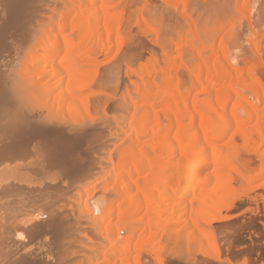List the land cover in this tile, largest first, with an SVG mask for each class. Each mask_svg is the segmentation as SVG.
Returning <instances> with one entry per match:
<instances>
[{"label": "bare ground", "instance_id": "1", "mask_svg": "<svg viewBox=\"0 0 264 264\" xmlns=\"http://www.w3.org/2000/svg\"><path fill=\"white\" fill-rule=\"evenodd\" d=\"M148 1L151 5L156 4L153 0H144L145 3ZM248 1L250 0H244V8ZM122 2L124 4L125 0H0V131L4 130L10 140L9 135H16L23 127L32 129L34 125H39L37 122L44 123L47 120L44 124L48 123V126L49 118L57 123L58 118L64 120V116L66 119V116L72 115L76 121L77 116H81L82 119L90 118L95 122L96 117L91 118L94 114L89 116V108L83 110L80 105L83 103L84 93L96 90L93 89L99 84L96 83V76L102 74L107 82H115L117 90H122L119 101L117 100L119 103L115 106L116 112L112 108L114 113L109 118L114 121L115 127L107 117L108 122L104 120L112 125L107 130H113L114 135H111V131L108 133L115 136V144L117 140L121 141L115 148L113 141L111 142L109 147L113 146L112 151H109L107 157V153L103 155L98 167H93L92 179L83 183V186L80 185L76 195L68 200L70 207L78 208V222L82 221V225L91 232V235L87 232L88 236L83 234L91 244L90 249H87L90 257H87L88 261L85 263L153 264L148 262L152 259L154 264H165L163 254L167 252L166 249L170 250L171 245L174 253L183 251L187 254L188 248L184 241L189 242L188 244L205 241L204 246H199L212 259L219 260L216 237L210 229L215 221L229 219L227 214L234 205L233 184L238 182L241 188L251 191L264 188V181L253 187L258 179L264 177V0H255V4H252L255 5L254 8H250L252 10L245 16L248 17V24L245 23L248 25L247 35L235 30V18L230 17L232 21L223 14L218 19L216 25L223 38L217 48H213V54L209 51L216 45L215 40L213 43L211 38L207 44L202 41L204 32L202 35L200 33V38L197 32L201 30L196 32L195 21L186 14V2L165 0L173 8H178L181 4L183 10H180L178 16L181 19L174 13L173 10L176 9L166 10L165 23L174 22L173 27L181 26L180 29L178 27L181 31L177 34L171 32L173 27L169 22L167 24L172 29L167 25L168 29L165 28L168 33H172L170 36L159 25L162 38L156 25L154 27L149 22L151 15L155 17L151 10L150 17L145 16L142 12L144 9L133 13L131 7L135 6L132 3L135 1H128L134 5L128 4V7H124L125 4L122 6ZM195 5L199 6L197 3ZM229 8L227 7L228 11ZM180 20L184 21L183 26L179 25ZM132 21L137 23L135 26H139L137 28L141 29V34L157 36L155 39L152 36L155 45L138 42L139 47H134L140 48V52L150 50L151 53L147 63L144 62L142 67L140 65L137 73L133 70L136 74L134 82H131L130 76L135 74L132 69V72L127 69L134 62L138 64V59H143L144 53L138 52V48L135 50L137 52L129 50L134 62L127 60L126 56L129 54L124 56V52L123 60L121 57L117 58L122 62L117 66L105 68L102 63L99 64L101 58L111 57L115 51L116 55L117 52L120 54L125 45L126 33H130V29L126 28L132 26ZM125 22L130 26H125ZM186 29L189 32L191 30V33ZM132 31L134 32L131 30V33ZM140 31L135 32L136 35L133 33L136 36L134 41L141 35ZM173 33L176 37H173ZM210 36L214 37L212 34ZM139 40L141 41L140 37ZM243 40L248 46L245 47ZM151 45L155 50L150 48ZM156 46L161 50L160 61L155 57ZM207 51L210 55L206 54ZM134 52L141 55L136 57ZM128 62L132 63L129 65ZM183 72L188 76V87L185 86ZM54 123L52 128L57 125ZM67 123L70 122L65 124ZM55 128L53 131H57L59 125ZM31 129L33 132L35 128L33 127V131ZM41 129L38 131L43 138L46 139V135L52 136L50 128L45 129L46 133ZM7 134H4L3 140ZM17 136H21L19 140L26 138ZM13 142L15 145L16 142ZM8 144L10 141L6 145ZM19 144L21 143L16 145ZM6 145L3 144L4 147ZM10 146L12 145L7 147ZM18 147L14 151L15 147L11 156L20 150ZM50 147L52 150L57 148L56 145ZM26 148L29 150V147ZM21 149L18 155L23 158L27 150ZM4 150H0V154L5 153ZM2 154V159L8 157L7 153L6 156L3 155L4 158ZM250 154L256 156V163L249 159L251 157L248 158ZM8 158H11L10 154ZM2 161L5 162V159ZM258 164L260 168L255 170ZM0 183L4 185L1 181ZM4 195L6 196V192ZM36 217L37 215L34 219ZM80 225L77 224L79 229ZM84 226L81 227L83 230ZM39 230V233L45 231ZM81 235L82 233L78 238ZM162 239L170 242L168 248L161 247ZM82 247L81 245V249ZM15 264L30 262L20 259Z\"/></svg>", "mask_w": 264, "mask_h": 264}, {"label": "rangeland", "instance_id": "2", "mask_svg": "<svg viewBox=\"0 0 264 264\" xmlns=\"http://www.w3.org/2000/svg\"><path fill=\"white\" fill-rule=\"evenodd\" d=\"M128 1L130 2V0H125V3H124L125 5L123 4V2L120 4L122 6L124 5V7L125 6L128 7L127 6L128 4L133 5L135 3L134 4L135 6L133 5L134 7H131L129 5V7H131V11L134 10L133 13H136L135 11H138L140 9L141 10L144 9V10H142V12L145 14V16L150 17V15L152 13H153V15H155V17L154 16L152 17V15H151V17H150L151 19H149V22H151L152 25L154 24L153 25L154 27L156 25L155 28L158 31V33H159L160 29L162 31H164V30L167 31L168 27H170L171 24H172L171 25L172 27L174 26V22L171 23L170 21H168L167 23L170 22L169 23L170 25L165 23L166 22L165 21V19H166L165 14L167 13L166 12L167 9H170V8L172 10L176 9L173 11L177 15V17L179 16V12H181L183 10V6L181 4L179 5L180 7L173 8V7L168 6L166 4L165 0H153V1H155L156 4L158 3L157 5L156 4L151 5L152 3H150L149 1L147 3H145L144 0H138V1L133 0V1H135V2H132L133 4L129 3ZM180 1L181 2L184 1L187 3V5L185 7L186 8V14L192 19L193 22L195 21L194 23L196 24V32L201 30L200 32H197L198 35L200 36V33L202 32L201 33V35H202L204 32V34L202 36L203 37L202 41L204 43L206 42V44H207L211 41V38H212L213 43L216 42V45L214 44L215 46H213L211 49L209 48L210 49L209 52L211 54H213L215 51V49L213 50V48H217V46L220 42V39L223 38L222 37L223 34H221L222 33L221 30H219V28L216 25V24H218V21L223 17V14H224L225 18H228V17H229V19L235 18L234 19V21L236 22L235 27H237V28H235V30L237 32H243L244 35H247L246 32L248 30L247 29L248 25H246L245 23L248 24V17L246 18L245 16L250 10H252L250 8H252V7L254 8V6H255V5H252V4H255V0L248 1V4H245V8H244V4H243L244 0H239V1H237V0H229V1L228 0H211V2H210V0H180ZM221 1H222V3H221ZM224 1L227 3H224ZM232 1H233V3H232ZM137 2H139L141 5ZM252 2H254V3H252ZM188 3L190 4L191 7L189 6ZM196 3L200 6V7L198 6L199 8L197 7V5H195ZM230 3L232 4L231 6H230ZM236 3H237V5H236ZM121 5H120V7H121ZM136 6L140 7V8H137ZM150 6H152V7H150ZM223 6H225V7H223ZM229 6L231 7V9L232 8L233 9L231 10L229 8ZM235 6H237V7L235 8ZM247 6H248V8H247ZM124 7H122V8H124ZM135 7L137 10L135 9ZM221 7H222V9H221ZM227 7L230 9L229 11H228ZM225 8H226V10H225ZM213 9H215V11ZM241 9H242V12H241ZM145 10H147L149 15H148V13H145L146 12ZM150 10H151V14H150ZM164 10H165V12H163ZM223 10L225 12H223ZM238 10H240V11L238 12ZM246 10H247V12H246ZM140 11H138V12H140ZM203 11H205V12H203ZM155 12L157 14H155ZM198 12H199V14H198ZM237 12L239 15L236 14ZM243 12H246V13H244L245 15L243 14ZM162 13H164V14H162ZM196 14H197V16H196ZM236 15H238V16H236ZM247 16H248V14H247ZM212 17H214V18H212ZM237 17H238V19H237ZM205 18H206V20H205ZM179 19H181V18H179ZM240 19H241V21H240ZM161 20H163V22ZM212 20H214V21H212ZM245 20H246V22H245ZM153 22H156V23H153ZM180 22H181V24H180ZM180 22H179V25L184 24V21L180 20ZM125 23H126L125 26H130V24H131L132 26L130 28H128V27L127 28L125 27V28L130 29V33H131V30H134V32L132 31V33H131L132 35L128 32L126 33V35L129 36L130 38L125 36L126 37L125 38V45L126 44L127 45L123 46V48L119 52L120 54H118V52H117L118 56L116 55V51H115L114 54L111 55V57L101 58V61H99V64L102 63L105 66V68H109V66L113 67V65L117 66L118 64H121L122 62L119 61V59H117V58L121 57L120 59L123 60L124 56H126L128 54L131 56V54H130L131 51H129V50L135 51L139 47L138 45L140 42L141 43L147 42V44H150V43L153 44V42H155V41L152 42V36H153V39H155L157 37L155 34L152 36H149V35L143 33L144 34L143 35V34H141L142 33L140 31L141 29L137 28L139 26L138 25L135 26L137 23H135L134 21H132L133 24L129 22L130 24L127 25V22H125ZM185 23H186V25H188V22L185 21ZM242 24L246 25V28H244V25H242ZM159 25H162V27H160V29H159ZM172 27H170V28L172 29ZM178 27L179 26H177V25H176V27H173L171 32H176L175 34L180 32L181 30L179 31V29L181 28V26L179 27V29H178ZM204 27H206L205 28L206 30L204 29ZM211 27H213V28H211ZM163 28H165V29L163 30ZM186 28H188V26ZM207 28H209V29L207 30ZM242 28H243V30H242ZM175 29L177 31H173ZM203 29H204V31H202ZM212 30L214 32H212ZM139 31H140L139 34L142 35V38H141V35L140 36L138 35V33H137V35L140 37L141 41L140 40L138 41L139 37L137 39H135V41H134L133 38H136L135 32H139ZM186 31L189 32L188 29H186ZM133 33L135 35H133ZM165 33L170 34V32L168 33V31ZM189 33H191V30ZM206 33H207V35H205ZM210 34H212V36H214V37H211ZM173 35H174V33H173ZM159 36H160V38H162L160 33H159ZM170 36H172V33L170 34ZM173 37H176V36L174 35ZM207 37H209V39ZM127 38L129 39V41ZM200 38H201V36H200ZM145 39L148 41H144ZM214 40H215V42H214ZM244 40H246V39H244ZM225 41L228 42V39H225ZM136 43H138V44L135 45ZM244 43H245V41H244ZM153 45H155V44H153ZM244 45H245V47L248 46V45H246V43ZM136 46H138V47L134 49V47H136ZM125 47H128V48H125ZM150 48L154 49L155 47H153L151 45ZM156 48H157L156 49L157 56H155V57L156 58L158 57L157 59L160 61L162 58V56H160V55H162L160 53L161 50L157 46H156ZM138 49L139 50H137V51L140 52V48H138ZM209 49H207V50H209ZM126 50L128 51V53ZM137 51H135V52H137ZM149 51L150 50H145V53H144V50L141 51L142 53H144V55L143 54L142 55L145 56V57L142 56V58H143L142 60L136 58V57H138V54H139V56L141 55L140 54L141 52L137 53V54L134 52V55L136 54L137 56L135 55L136 57L135 56H133V57L138 59L137 60L138 64H137V62L133 61L134 58H132V56L131 57L129 55H128L129 57L126 56L127 60L131 59L130 61L134 62V65L133 64L130 65L132 62H130V63L128 62L129 65L131 66V68L128 67L127 71L129 70V72H130L132 69V71L134 70L136 72V71H138V69H140L142 66H144L145 65L144 62L147 63V58L150 57L149 54H151V53H149ZM124 52H126V53L123 56L122 54H124ZM207 53H208V51L206 52V54ZM210 53H208V54L210 55ZM132 54H133V52H132ZM145 54H148L149 56L145 55ZM113 57H115L116 59H113ZM116 62H119V63H116ZM142 64H144V65H142ZM135 65H136V67H135ZM140 65H141V67H140ZM119 67H121V66L119 65ZM137 67H139V68H137ZM135 68L137 70H135ZM134 71H133V74H135ZM185 73H184V76H185L184 79L186 82L185 86L188 87L189 86V82H188V78H187L188 76H187V74L185 75ZM135 76H136V74L130 76V78L132 77L131 82L136 81ZM96 77H97L96 83L97 84L99 83L98 84L99 87L97 86V88H93L96 90L91 89L90 91L83 94L84 99H83V103L80 105V108H82L83 110L85 108L86 109L89 108L88 112L90 114L92 113L91 115L89 114V116L91 117L94 114L91 118L96 117V119L98 118L99 120L100 119H102V120L99 121L98 119L96 120L94 118L95 119V122H94V121H92L93 119H90V118L89 119H85V118L82 119V118H80L81 116L79 118L77 116L78 120L76 121V118H75V120H73L74 117H72V115H69L70 117L66 116L67 118L69 117L68 119L67 118L65 119V116H64V118H63L64 120H62V119L59 120V118H58V120H56V122L57 121L58 122L54 123L49 118L50 124L48 126L51 125V127L47 126L48 123L44 124L48 120L45 121L44 123H42V122L38 123L37 122V124H39V125H36V126L32 125L36 130L33 129L32 126L31 127L34 131L30 127H23L22 128L23 130L21 129V131H19V133H17L16 135H13L14 137L13 136L10 137V135H9L10 140H8V134L5 133L4 130L0 131V133L3 131L0 134V137L2 138V139H0V141H1L0 142V150H2V152H3V148L6 150L7 148L10 149L12 147V149H10L11 151L9 153H8L9 149H8V151L6 150V152L4 150V152L7 153L8 157L10 154V157H11L10 159H12V160H10L8 157L6 158L5 153H3V154L1 153L2 157L3 158L5 157L4 158L5 162L2 161L4 159H2L0 157V161H1V163H0V181L2 182V184H4L3 186L0 185V188L2 186V188L0 190V194L4 195L6 192V196L5 195L0 196V264H15V261L17 262V260H20V259H25L28 262H30V264H76V263L86 264L87 263V261H88L87 257H90V255H89L90 253L88 254L87 252H89L88 250L90 249L91 244L89 243L88 237L87 238L84 237L85 235L83 236V234L87 235V232H88L91 235V232H89L90 231V230H88L89 228L82 225V224H84V223H82V221L81 222L79 221L81 225L79 224L78 219H77L78 217L76 218V216H78V208L70 207L68 205L69 204L68 200H69V197L71 199L72 197H74L76 195L75 193H77V191H79V189L81 188L80 185L83 186L86 182H88L92 179V177L94 176V174H93L94 169L96 167H98V165L100 164V161L106 155L105 153H107V155L105 156V157H107L109 155L108 153H110L112 151L113 146L115 148L119 144V142L121 141V140L120 141L117 140L118 143L116 142V144H115L116 138H113L115 136H111V135H114L113 130H107V129H109L111 124L114 125L113 128L115 127L114 121L113 120L110 121L111 119H109V118L110 117L112 118L114 111L116 112L115 106H117L119 103L118 98L121 95L122 90L121 89L117 90L116 86H114V85H116V83L114 82L115 83L114 84L113 82H111V83L107 82L108 81L107 78L104 77L102 74L101 75L98 74ZM121 77H123V76H121ZM126 81L127 80H125V82ZM127 83L128 82H126L125 84H127ZM111 84L113 86H111ZM104 88H106L107 90L106 89L104 90ZM115 88H116V90H115ZM110 89H112V90H110ZM116 91L118 92V94ZM113 92H115V93H113ZM99 93H101L102 97L100 96ZM90 94H92L91 97L89 96ZM56 95H57V93H56ZM93 95L94 96L98 95L99 97L98 96L94 97ZM132 96H134V94ZM110 97H112L111 99H114V100H111ZM193 97H194V94H192V98ZM91 98H93V99H91ZM109 100L115 101V102H109ZM87 101L89 103H86ZM116 101H117V104H116ZM94 102H95V104H94ZM98 103H99V105H97ZM101 104L103 107L101 106ZM112 108L114 109V111ZM105 112L106 113L108 112L107 113L108 115ZM95 114H97V115L95 116ZM106 117L108 118L109 122H111L110 125H108L109 123H107L108 121L106 120L107 119ZM104 120L107 122H105ZM59 121H60V123H59ZM66 122H70L71 124L70 123H69L70 125L68 123L65 124ZM83 122L86 124H84ZM126 122H127V120L124 121V123H126ZM41 123L43 124L42 126H41ZM53 123H54V125H56V124L57 125L52 128ZM102 123H103V127H102ZM63 124H65V126ZM96 124H97V126H96ZM58 125H59L58 130H61V131H58V130L53 131L54 129L56 130L55 127L58 128ZM75 125H77V126L75 127ZM112 125H111V128H112ZM37 126H39L40 128ZM43 126H47L48 128L47 127L44 128ZM105 126H108V128ZM41 127H42V129H41ZM97 127L100 129H98ZM46 128L47 129L50 128L49 130H52L53 132L52 131L51 132L53 134L51 133L52 136L46 135L45 136L46 139H45L42 137L43 135L39 131H40V129L42 131V130H45ZM101 128H103L104 130ZM30 129L34 132V134H32L33 132H31ZM95 129L97 132L95 131ZM46 130L44 131L45 133H46ZM37 131H38V134L40 133L39 134L40 137L36 133ZM109 131H111V135H109V133H108ZM23 132H24V135L22 134ZM59 132H61V133H59ZM89 132H91V133H89ZM4 134H7V136H5V139H4L5 141L3 140ZM56 134H58L59 136L61 134L62 138L59 137L58 135L56 136ZM17 135H22V137L25 136L26 138L23 137L25 140H19V139H21L20 138L21 136H17ZM16 136H17V138H16ZM27 137H28V139L30 137L29 141H28ZM34 137H36V138H34ZM111 137L113 138V140ZM13 138H14V140H13ZM2 141H3L4 145L9 143V141H10V144L12 146L7 147L10 145V144H8L5 146L6 147L5 148L2 144ZM20 141H23V142H20ZM51 141H53V142H51ZM12 142L13 143L16 142V144H18V143H21V144H19V145L15 144L16 145L15 146L12 144ZM111 142L114 143L115 145L113 144V146L109 147ZM22 144H25V145L29 144V145L25 146ZM55 145L57 148H54L52 150L50 146L55 147ZM1 146H3L2 149H1ZM13 146H14V148H13ZM46 146H48V147H46ZM15 147H16V150H14ZM17 147L20 150H22L21 148H24L27 150V152L29 151L30 153L28 152L29 154L27 156V152H26L25 153L26 155L24 154L25 156L23 155V158H22V155H21V157H20V155H18V152L20 151V150H18L17 153L15 152L14 155L11 156L13 154L12 152L17 151ZM26 147H29V150ZM106 148H108L107 152H106ZM110 148H111V150H109ZM104 149H105V152H103ZM102 152H103V154H102ZM15 154H16V156H15ZM56 154H58V155H56ZM3 155H5V156H3ZM97 155L99 158L97 157ZM249 157H251V158H249ZM248 158L251 159V161L254 160L253 162H255V163L257 162L256 161L257 158L253 154H250L248 156ZM6 160H8V161H6ZM93 167H95V168H93ZM92 168H93V171L91 170ZM259 168H260V164H258L256 166L255 170H258ZM86 173H88V175H90V176H88ZM263 181H264V177L258 179L255 182V184L253 185V187H255L258 184H261ZM6 183H7V185L5 186ZM8 183H9V185H8ZM237 183L238 182H236V185H235V183L233 184V204L234 205H233L232 211H230L227 214L229 219L224 220V221H217V222L215 221L213 223V225L211 226V229H210L211 233L216 237L215 239L217 241L216 245L218 248L217 250H218V257H219L218 259L219 260L212 259L209 255V253L207 251H204L202 249L203 247L199 246V245L204 246L205 241H203L201 243L199 242V243H192V244H188L189 242L187 243L184 241V245L187 246V248H188L187 254L183 253V251H182V253L177 252L178 253L177 254L176 252L175 253L173 252L172 245L171 246L169 245L170 242L168 243L167 239L166 240L164 239V241L162 239V241H161L162 246L161 247H164V249H166V248H168V245L170 246V250L166 249L167 252L164 251L166 253L163 254L165 264H264V188H255L254 190L251 191V190L246 189V188H241L240 184H237ZM253 187L251 186L250 189H252ZM8 193H10V194H8ZM89 197H91V196H89ZM35 215H37L36 219H34ZM73 223H75V225ZM77 224L80 225L81 227L84 226L85 230L82 229L83 227L82 228L80 227V229H79ZM37 227H41V228H37ZM39 229H41V232L44 229H45V231L46 230L47 231L46 232L43 231L44 233H39L40 232ZM78 232L80 234L82 233V235L79 236L80 238H78V235H80V234H78ZM121 235L123 236V233ZM82 236H83V238H85V240L82 238ZM75 237H76V240H75ZM86 240L88 241L89 244H87ZM134 242H136V239L134 240ZM164 244H167V245L164 246ZM81 245L83 246L82 247L83 249H81ZM84 246H86V247H84ZM82 250H83V252H81ZM83 255L87 258V260H85L86 258H84ZM78 260L80 262H78ZM148 262L153 263V264L155 263L154 260H152V259H149Z\"/></svg>", "mask_w": 264, "mask_h": 264}]
</instances>
